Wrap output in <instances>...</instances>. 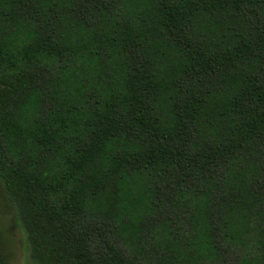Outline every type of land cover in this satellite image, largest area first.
Returning a JSON list of instances; mask_svg holds the SVG:
<instances>
[{"label":"trees","instance_id":"1","mask_svg":"<svg viewBox=\"0 0 264 264\" xmlns=\"http://www.w3.org/2000/svg\"><path fill=\"white\" fill-rule=\"evenodd\" d=\"M0 180L35 264H264V0H0Z\"/></svg>","mask_w":264,"mask_h":264},{"label":"rangeland","instance_id":"2","mask_svg":"<svg viewBox=\"0 0 264 264\" xmlns=\"http://www.w3.org/2000/svg\"><path fill=\"white\" fill-rule=\"evenodd\" d=\"M0 255L5 264H35L20 215L6 197L0 181Z\"/></svg>","mask_w":264,"mask_h":264},{"label":"flooded vegetation","instance_id":"3","mask_svg":"<svg viewBox=\"0 0 264 264\" xmlns=\"http://www.w3.org/2000/svg\"><path fill=\"white\" fill-rule=\"evenodd\" d=\"M1 181V180H0ZM1 184H2V182H1ZM3 187V186H2ZM3 191H4V189H3ZM5 193V192H4ZM6 195V194H5ZM6 197H7V195H6ZM8 198V197H7ZM9 200V199H8ZM10 201V200H9ZM11 202V201H10ZM14 205V204H13Z\"/></svg>","mask_w":264,"mask_h":264}]
</instances>
